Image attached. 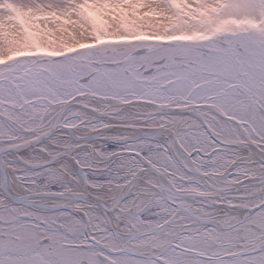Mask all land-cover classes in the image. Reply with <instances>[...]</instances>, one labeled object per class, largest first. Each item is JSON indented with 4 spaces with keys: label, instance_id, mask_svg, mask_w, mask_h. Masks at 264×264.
<instances>
[{
    "label": "snow or ice",
    "instance_id": "1",
    "mask_svg": "<svg viewBox=\"0 0 264 264\" xmlns=\"http://www.w3.org/2000/svg\"><path fill=\"white\" fill-rule=\"evenodd\" d=\"M0 264H264V0H0Z\"/></svg>",
    "mask_w": 264,
    "mask_h": 264
}]
</instances>
